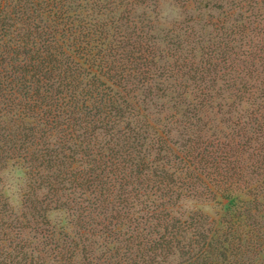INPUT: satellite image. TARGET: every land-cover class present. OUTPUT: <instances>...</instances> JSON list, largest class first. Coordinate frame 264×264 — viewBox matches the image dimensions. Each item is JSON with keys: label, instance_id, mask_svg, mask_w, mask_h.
<instances>
[{"label": "trees", "instance_id": "trees-1", "mask_svg": "<svg viewBox=\"0 0 264 264\" xmlns=\"http://www.w3.org/2000/svg\"><path fill=\"white\" fill-rule=\"evenodd\" d=\"M187 1L0 0V264H264V0Z\"/></svg>", "mask_w": 264, "mask_h": 264}, {"label": "rangeland", "instance_id": "rangeland-1", "mask_svg": "<svg viewBox=\"0 0 264 264\" xmlns=\"http://www.w3.org/2000/svg\"><path fill=\"white\" fill-rule=\"evenodd\" d=\"M149 6L151 11L146 10L148 18H151L156 25H158V29L161 30L160 36H164L167 32L176 29L177 33L182 35L187 26H192V20H196L198 17L199 24H196V31L203 33L204 25L212 21L213 18H217L219 13L217 11H212L208 9V2L204 3H191L189 4L187 0H158L157 4L154 6L153 3H150ZM154 6V8H153ZM137 14H139L137 12ZM214 19V20H215ZM210 30L209 33H212L213 30ZM169 100H160L155 99L151 100V102H147L146 108L149 110L152 115V120L161 121L165 120L169 116L174 114V110H172L173 103H169ZM4 183L3 186L6 188V195L10 200L11 206L19 210L22 207V194L25 192L26 183L25 176L19 171L18 167L9 166L8 170H6L3 174ZM250 197L245 196L244 194L241 196V200H249ZM182 210H198L212 219L220 220L223 218L224 209L221 205L217 204L215 201H202V202H186L183 205ZM59 213L52 214V220L56 222L59 219ZM264 224V221L261 222Z\"/></svg>", "mask_w": 264, "mask_h": 264}]
</instances>
